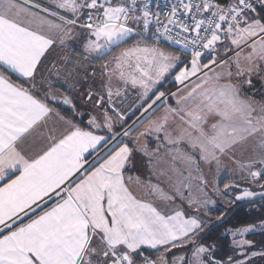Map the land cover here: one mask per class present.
Masks as SVG:
<instances>
[{
	"label": "snow or ice",
	"instance_id": "obj_1",
	"mask_svg": "<svg viewBox=\"0 0 264 264\" xmlns=\"http://www.w3.org/2000/svg\"><path fill=\"white\" fill-rule=\"evenodd\" d=\"M57 48L81 68L110 57L100 87L70 95L81 77L69 72L62 93ZM253 77L264 83V0H0V264H264V242L249 238L264 219L226 218L237 201L264 210V98L244 91ZM130 90L138 99L125 111ZM134 107L148 116L116 132ZM146 120L133 144L162 134L172 146L183 165L172 192L124 175L133 148L123 137Z\"/></svg>",
	"mask_w": 264,
	"mask_h": 264
},
{
	"label": "crops",
	"instance_id": "obj_2",
	"mask_svg": "<svg viewBox=\"0 0 264 264\" xmlns=\"http://www.w3.org/2000/svg\"><path fill=\"white\" fill-rule=\"evenodd\" d=\"M39 2H45V0H39ZM132 43H135V41H132ZM130 46H131V44H129L125 47H130ZM115 54H118V53H114L113 55H115ZM63 55H64V52L61 49L57 48L55 51H52L51 56L49 57L50 61H52L53 63H56L57 66L60 68L61 76L57 77L56 79H57V85L60 87V91L62 93L65 92L67 89L66 85L61 86L63 76L65 73H69V72H71L73 74L78 73L79 76L81 77L80 83L78 85V92L68 93L70 95L78 96L79 92L85 91L89 85H92V87L97 88V89L100 87V85L103 81V77L100 75L101 66L108 59H110V57L105 58L103 60H96V61H92V62L86 61L85 67L81 68V67L75 66L73 64H65L62 60ZM75 58L80 59L79 56H76ZM93 71L96 73V76H94V77L91 75V73ZM85 76L88 77L87 80L83 79ZM69 80H71V77H69ZM253 84H254V87L251 89H249L248 86H245L244 91L248 95L253 96L256 100H261L262 98H264V83H262L259 78L253 77ZM160 90L165 91L167 93L169 91H176V88H175V85L173 83H166V84H164L163 87L160 88ZM76 102H77L78 106L81 108V110H83V108L86 107L84 105H81L79 100H77ZM168 103L171 104L172 106H175V101L171 98H169ZM128 105H129V103H128ZM50 106L53 107L55 110L59 111L62 115L70 116L71 110L66 105L53 102V103H51ZM154 107H155V105H154ZM139 111H140V113L136 116V120H137V118L140 119L144 115L148 116V113H144L142 116L141 115V109ZM149 112H151V109L149 110ZM163 113H164V108L161 107L155 113H153V116L150 118V120H154L155 118L156 119L160 118L163 115ZM130 117H131V115H130ZM130 117L126 118V121H125L126 124L128 123V120L133 119ZM86 120H87V117H84L83 120L77 118V122L83 128H87ZM147 123H148V121L144 125H147ZM144 125L142 127L138 128L137 132L142 130V128H144ZM48 127L49 128H55L57 130V134H59V132L63 131V128H64L63 124L54 115L49 119ZM121 131H123V130H121ZM105 132H106V130H105ZM105 132H100L97 134L101 135V134H104ZM161 138H162V134H161ZM141 139L142 138L140 137L139 145H134L133 141L130 139H129V143H127L129 145V147L133 148V153H132L131 157L129 158V162L125 166L124 175H125V177H132V178L138 177L140 179V181H142L144 184H158L161 187L159 181L154 178V176L152 175L150 170L153 168L152 162H154V160H158V158H159V157L157 158V152L160 153L162 149H158L157 147H155L152 144L153 142L151 140H150V143L148 144V146H145V145L143 146V141ZM41 146H42V141L38 137L35 141H30L29 145H26L25 148L27 150L29 147H31V149L38 151ZM141 149H143V150H141ZM104 150L105 149H103L102 151H104ZM145 151L148 153L146 157H145ZM91 157L94 158L95 156L91 155V154L86 155V159H87L88 163H89V161H90L89 159H91ZM147 157H150L149 160ZM170 159L171 158H168L167 162H169L173 166V163L171 162ZM88 163L85 164L86 168L88 167ZM81 171H83V170H81ZM77 175H79V173H77ZM134 175H135V177H134ZM73 179H75V177ZM131 188L139 198H141L145 201H152L157 206H159L161 208H164L166 206L165 202L159 200L156 196L147 195L145 192V189L143 187H137L135 184H132Z\"/></svg>",
	"mask_w": 264,
	"mask_h": 264
},
{
	"label": "rangeland",
	"instance_id": "obj_3",
	"mask_svg": "<svg viewBox=\"0 0 264 264\" xmlns=\"http://www.w3.org/2000/svg\"><path fill=\"white\" fill-rule=\"evenodd\" d=\"M173 84L175 85L176 90H177L178 87H180L179 85H177L175 83H173ZM130 92H132L131 99L128 102L129 105L127 103L124 106V110L125 111H127L130 107H133L134 101H136L138 99V96L134 94V92H135L134 90H130ZM139 110H140V108L134 107L133 110L128 112V115L126 116V118H127V117H130V115H131L130 118H133V119L132 120H128V123L127 124L125 123L123 126H121L119 124L116 125L114 130L116 132L122 133L123 131H121V130H124L125 127H127L129 125H132L133 122L136 120V116L140 113ZM144 116L141 117L140 119L142 120L144 118ZM136 122H138V120H136ZM145 127H146V125H144V128H142V130H140L138 132H137V130H138V128H137L136 131L133 132V134H132V136L130 138L123 137V139L124 138H128V140L129 139L132 140V141L135 140L136 137L138 136L139 132H142V131L145 130ZM105 134H107V133L105 132L104 134H101V135H105ZM141 138H142L141 140L143 141V146L144 145L148 146V144L150 143V140H151L153 142L152 144L155 147H157L158 149H162L160 153L157 152V158L158 157L159 158H158V160H154V162H152L153 163V168L150 171H151L152 175L154 176V178L159 181L161 187L164 189L165 192H172L173 191L172 184L174 183V181L176 179V173L173 171V166H175L177 168H183L182 163L180 161H174L172 159L173 153L169 150L172 146H167L166 147L162 138L160 140H157L156 136L152 135V134H147V135H145V136H143ZM117 139H120V137L118 136ZM110 146L111 145H109V147ZM105 151H107V149H105L104 151L100 152L99 155L103 156ZM146 156L147 155H145V157ZM92 157H91V159H89L90 160L89 163H91L92 160L96 158V157H94V158H92ZM147 158L149 160L150 157H147ZM168 158H171L170 160L173 163V166L169 162H167ZM205 171H207V168H205ZM134 177H135V175H134ZM237 202H244V201H237ZM225 207H226V205L224 204V202L218 200L217 208L224 209Z\"/></svg>",
	"mask_w": 264,
	"mask_h": 264
},
{
	"label": "trees",
	"instance_id": "obj_4",
	"mask_svg": "<svg viewBox=\"0 0 264 264\" xmlns=\"http://www.w3.org/2000/svg\"><path fill=\"white\" fill-rule=\"evenodd\" d=\"M105 58H108V57H105ZM10 75H11V79L15 81L16 83H23V80L18 79L16 75L14 74H10ZM152 116L153 114L149 117V119ZM146 122L147 120L145 121V123ZM144 124L140 125V127H142ZM128 138L123 139L124 143H129ZM229 212H230V215L226 217L228 219L229 226L239 227V226H244L248 224H259L260 221L264 219V210L260 209L258 204L251 205L248 202H236L232 205L231 209H229ZM222 231L223 229L221 228L219 232H222ZM219 232L217 234H219ZM249 238L252 239L256 243L257 247L259 248L261 246V243L264 242V233L257 232L254 234H250ZM229 243H230L229 239L224 240V244H225L224 251L229 250L228 249ZM174 251L179 252L180 250H174Z\"/></svg>",
	"mask_w": 264,
	"mask_h": 264
},
{
	"label": "built area",
	"instance_id": "obj_5",
	"mask_svg": "<svg viewBox=\"0 0 264 264\" xmlns=\"http://www.w3.org/2000/svg\"><path fill=\"white\" fill-rule=\"evenodd\" d=\"M159 2H160L161 4H163L164 0H159Z\"/></svg>",
	"mask_w": 264,
	"mask_h": 264
}]
</instances>
